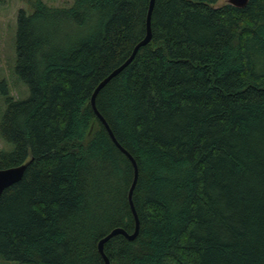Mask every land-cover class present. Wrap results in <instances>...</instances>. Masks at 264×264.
Wrapping results in <instances>:
<instances>
[{
  "label": "trees",
  "instance_id": "16d2710c",
  "mask_svg": "<svg viewBox=\"0 0 264 264\" xmlns=\"http://www.w3.org/2000/svg\"><path fill=\"white\" fill-rule=\"evenodd\" d=\"M149 1L19 12L29 96L6 98L0 170L32 161L0 198L2 264H104L98 242L134 232L133 166L90 100L145 37ZM219 1L156 0L152 41L97 97L139 166L140 232L106 243L110 264H264V0Z\"/></svg>",
  "mask_w": 264,
  "mask_h": 264
},
{
  "label": "water",
  "instance_id": "95a60500",
  "mask_svg": "<svg viewBox=\"0 0 264 264\" xmlns=\"http://www.w3.org/2000/svg\"><path fill=\"white\" fill-rule=\"evenodd\" d=\"M249 1L250 0H228L227 4H229L235 8H238V9H243L248 5ZM155 3H156V0H150L149 1V7H148V11H147V16H146V35L143 38V40L135 46L132 55L124 64H122L120 67L115 69L108 77H106L102 82H100V84L94 90V92L91 96V100H90V105H91L93 111L95 112L98 120L106 128L111 140L118 147V149L130 160V162L133 166V179H132L127 197H128V203H129V206L131 208V211H132V214L134 217V221H135L134 232L131 234V233H128L123 228H115L98 242V246H97L98 252L102 256V258L104 260V264H110V259L105 253V245L107 242H109L112 238H114L115 236H118V235L124 236L129 241H134L139 235L140 220H139V216H138V213H137V210L135 207V203H134V199H133L134 192H135L136 186L138 184V180H139V166L137 164L136 159L133 157V155L120 144V142L116 138L114 132L112 131L109 123L107 122L105 117L101 114V112L98 110V108H97V97H98L99 93L101 92V90L113 78L118 76L126 67H128L132 63V61L135 58L139 49L141 47L148 45L152 41V37H153L152 15H153ZM31 161L27 162L26 164L20 165V166L0 170V198H1V196L5 190H7L8 188L12 187L13 185L19 183L23 179L24 174L26 172V169H27L28 165L31 163Z\"/></svg>",
  "mask_w": 264,
  "mask_h": 264
},
{
  "label": "rangeland",
  "instance_id": "374dc122",
  "mask_svg": "<svg viewBox=\"0 0 264 264\" xmlns=\"http://www.w3.org/2000/svg\"><path fill=\"white\" fill-rule=\"evenodd\" d=\"M37 0H0V123L6 110V98L25 100L29 96L28 86L16 73V34L18 15L24 10L28 15L33 13L32 4ZM49 7L63 8L73 5L75 0H41ZM228 3V0H220L217 6ZM4 83L8 94H4ZM11 143L6 142L0 135V150L11 151ZM5 261L0 257V264ZM9 264H18L9 262Z\"/></svg>",
  "mask_w": 264,
  "mask_h": 264
}]
</instances>
